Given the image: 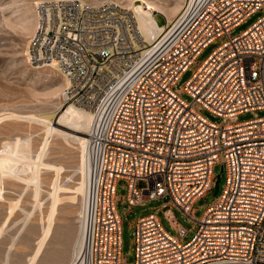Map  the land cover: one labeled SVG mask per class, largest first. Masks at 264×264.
Returning a JSON list of instances; mask_svg holds the SVG:
<instances>
[{"label": "built area", "instance_id": "1", "mask_svg": "<svg viewBox=\"0 0 264 264\" xmlns=\"http://www.w3.org/2000/svg\"><path fill=\"white\" fill-rule=\"evenodd\" d=\"M263 8L264 0H187L145 40L133 13L113 2L36 3L27 60L55 67L68 82L60 99L91 117L83 264H264V116L237 120L264 110V14L230 35ZM223 38L176 88L199 53ZM218 164L222 190L196 218L193 204L214 189ZM118 179L127 183V210L167 198L161 208L177 232L164 229L160 208L136 218L130 263L121 253ZM171 208L194 221L189 241Z\"/></svg>", "mask_w": 264, "mask_h": 264}, {"label": "rangeland", "instance_id": "2", "mask_svg": "<svg viewBox=\"0 0 264 264\" xmlns=\"http://www.w3.org/2000/svg\"><path fill=\"white\" fill-rule=\"evenodd\" d=\"M35 1L40 0H0V151L8 141L29 137L30 163L34 170L29 181L23 174L18 177L0 176V264H69L80 231L79 208L85 185V177L79 170L81 146L72 139L73 133L55 126V123H60L57 121L60 116L57 110L66 103L60 99V94L52 95V91L60 86L63 79L51 67L35 66L27 60V43L33 34L34 21L36 23ZM81 1L92 5L113 2L126 9L124 5L129 0ZM157 1L171 6L177 0ZM179 1L183 6L185 1ZM263 14L264 8L235 27L230 35L240 34ZM164 16L159 13L153 15L158 26L167 21ZM224 40L214 39L210 42L199 53L196 62L184 71L176 88H181L195 72L196 65ZM180 96L190 100L186 94ZM201 113L210 121L221 120L205 110ZM254 114L264 116V110L245 112L238 115L237 120H249L254 118ZM45 116L49 117L45 122L38 118ZM46 124L52 130L55 128L51 130L54 134L45 129ZM58 130L68 134L62 133V136L56 133ZM213 172L215 177L219 176L218 191L214 193L210 190L195 201L193 209L196 218L222 190L225 174L221 164L215 165ZM139 184L146 185L144 181ZM35 192L37 196H34ZM115 193L120 200L116 202V209L121 219V253L125 261L130 263L135 259L133 228L130 224L136 218L160 208L157 215L162 226L170 234L176 235L161 208L167 198L150 200L127 210L128 204L123 201L127 193L126 181L117 180ZM171 211L176 221L188 229L183 240L189 241L196 230L194 221L176 208H171Z\"/></svg>", "mask_w": 264, "mask_h": 264}, {"label": "bare ground", "instance_id": "3", "mask_svg": "<svg viewBox=\"0 0 264 264\" xmlns=\"http://www.w3.org/2000/svg\"><path fill=\"white\" fill-rule=\"evenodd\" d=\"M183 1L186 2L187 0H183ZM37 2L38 1H35L34 5H36ZM103 3H107V2L104 1ZM124 7L133 13L136 19L137 27L141 35L145 37V40H147L151 35H155L156 32L162 30L168 23L172 22L176 18V16L178 15V13L180 12L183 6L182 4H180L179 0L175 1L174 4L171 6L162 5L157 0H129L128 3L124 5ZM155 13L165 15L164 17H166L167 21H165L164 25L158 26L155 23L154 18H153V15ZM35 25L36 23L34 21V27L32 28V33L35 30ZM45 67H51V69L56 70V68L53 66H45ZM62 79H63L62 83L57 89L52 91V95L60 94L61 96V94L63 93V90L67 87L68 85L67 79L65 77H62ZM63 103H66V104H63L62 106L59 107V110H57V112L60 113V116L57 121H59L60 123H55V126H57L60 129H64V130H67L73 133L72 139L75 140V142H79L81 146V151H82L81 152L82 162L79 167V170L81 171L82 176L85 177L84 178L85 185L83 188V192L81 193L83 195L81 197V206L79 205L80 206L79 208L80 209L79 210L80 231H79V235L76 241L73 257L69 264H83L82 255H81V248H82L81 227H82V216H83V208H84V202H85L87 177H88L86 142H87V135L90 129V120H91L90 118L91 117L88 111L81 109L67 101H64ZM45 117H38V118L42 119L43 122H45L46 120L49 119V117H46V118ZM45 129H47L48 132H52L55 130V128L54 130H52L49 124H46ZM56 133L61 134L62 136L68 134L67 132H66L67 134H65V132H61L59 130ZM62 133H64V135ZM29 142L30 141L28 137V139H22V140L19 139L17 141L14 140V142L8 141L5 144H3V148L0 151V176L18 177L19 175L23 174L24 176H27L28 181H29L31 176L34 174V170L33 168H31L32 165L30 163L32 155L28 148ZM40 156L41 154H39L38 157ZM37 195L38 193L35 192L34 196H37ZM29 214L30 213H28V215Z\"/></svg>", "mask_w": 264, "mask_h": 264}, {"label": "water", "instance_id": "4", "mask_svg": "<svg viewBox=\"0 0 264 264\" xmlns=\"http://www.w3.org/2000/svg\"><path fill=\"white\" fill-rule=\"evenodd\" d=\"M218 182H219V176H216V178H215V184H214V189H213L214 193H216L218 191Z\"/></svg>", "mask_w": 264, "mask_h": 264}]
</instances>
